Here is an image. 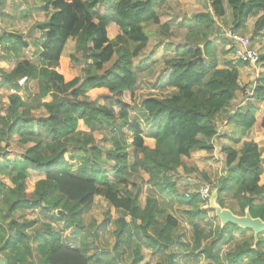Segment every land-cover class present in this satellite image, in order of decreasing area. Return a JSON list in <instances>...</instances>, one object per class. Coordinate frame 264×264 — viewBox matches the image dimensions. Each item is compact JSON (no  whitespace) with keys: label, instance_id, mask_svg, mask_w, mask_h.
<instances>
[{"label":"trees","instance_id":"obj_1","mask_svg":"<svg viewBox=\"0 0 264 264\" xmlns=\"http://www.w3.org/2000/svg\"><path fill=\"white\" fill-rule=\"evenodd\" d=\"M158 1L47 0L43 6L47 20L33 27L44 32L38 43L31 40L34 30L25 40L17 32L0 29V48L6 50L0 56L16 61L0 78V250L19 264H105L103 257L110 255L88 240L83 223L96 196L119 213L113 221L107 216L115 227L113 250L126 246L130 264L143 260L132 236L143 238L152 253L164 255L170 250L167 264H175L179 256L187 261L198 255L208 264H222L220 259L228 264H264V232L254 248L251 233L220 258L213 250L216 241L227 233L243 235L248 230L215 225L213 211L203 208L206 202L196 192L187 193V187L180 192L174 177L179 168L199 173L190 165L192 152L212 151L215 117L241 89L237 70L211 67L200 48L188 46L161 61L162 70L168 69L166 85L160 87L166 93L137 98L133 59L147 40L137 39L133 32L160 23L161 13L154 8ZM228 4L229 27L235 31L253 8L264 9V0H228ZM214 5L218 17L224 15L222 1L215 0ZM263 24L264 14L257 27ZM203 34L202 40L207 36ZM69 42L72 52L65 57ZM31 43L38 53L35 60L23 58ZM69 63L80 66L79 74L66 79ZM143 69L153 71L149 66ZM21 78L26 80L23 86L17 83ZM12 87L23 90L25 98L10 93ZM92 90L103 91L101 101L89 97ZM253 94L263 97L264 76ZM235 118L244 129L255 122L251 111ZM96 135L105 146L98 145ZM16 137L24 149L10 158L9 141ZM222 151L227 171L209 184L218 186L219 204L225 206L222 199L229 197L242 213L248 207L253 217L263 218L264 185L259 184V175L264 149L246 141L239 151ZM170 204L177 206L178 216L168 209ZM37 208L56 211L57 221L79 235V244L65 243L49 226L35 232L30 242L25 220L16 215ZM179 218L187 231L178 228ZM98 234L91 232L94 239ZM33 250L36 261L27 263Z\"/></svg>","mask_w":264,"mask_h":264},{"label":"rangeland","instance_id":"obj_2","mask_svg":"<svg viewBox=\"0 0 264 264\" xmlns=\"http://www.w3.org/2000/svg\"><path fill=\"white\" fill-rule=\"evenodd\" d=\"M24 1H26L27 3H32L33 0H16L15 3H20L22 4ZM222 1V7L224 9V5L228 4V0H221ZM14 2V1H13ZM215 0H166L161 8L158 9V7H154L157 10L162 9V11H167L168 14H172V13H182V14H186L187 16H191V14H198V15H202L205 16L207 18V22L205 24H210V28L212 27V25L214 26H218V23L221 21H218V16L216 14V8L214 5ZM45 4V2L43 1V3L38 4L39 7V14H35V15H29L27 16V14H23L24 11H22L21 8H18L17 10L20 11V15L21 18L23 19L21 22L18 23V25L11 27V28H6V30L11 31V32H17L20 35H22V38L27 40L26 35H29V31L32 28V26H34L35 24H41L43 22H45L47 20L46 12L43 8H41L43 5ZM31 6V4L29 5ZM32 7V6H31ZM10 9L9 11H12L13 9H15V5L9 7ZM51 10V9H50ZM262 12H264V9L261 8ZM26 11V10H25ZM225 11V9H224ZM160 12V11H159ZM161 18H160V23L159 24H151L148 26H145L142 28V30L137 29L136 31L133 32V36H137V39L140 38H145L147 40L146 46L145 48L133 59L134 65L137 68V83H136V94H137V98L141 99L147 95H156V96H160V95H164L166 92L164 90H162L159 86H158V78H160L162 76V62L161 59L160 61H155V62H148L145 63L146 61H148L150 59L151 56L153 57H158V56H165L168 57L169 55L166 53L168 50L165 49L164 47V43L167 41H171V40H176L178 38L181 37H187V38H196L197 37V32L194 31L193 34L192 33H186V31L184 29H178L176 30L175 27L169 28L166 27L164 28L163 24H165L166 20V14H163L161 12ZM263 16V14H261V17ZM260 17V18H261ZM218 21V22H216ZM258 22V21H257ZM167 24V23H166ZM204 24H201V26H203ZM229 26H223L222 28H220V32L222 33L224 31V28H228ZM255 27L257 28V23H255ZM204 30H207V28L205 27ZM173 32V35H172ZM109 33H110V37L112 38L115 35V29L114 27L109 28ZM170 33V35H169ZM42 34H44V32H42V30H37L35 29L31 35L32 39L34 40L36 43L39 42V38L42 36ZM248 36V35H247ZM249 37V36H248ZM72 48H73V43L69 42L68 44L65 45L64 47V55L65 57L72 52ZM34 49L35 47L32 45V43L30 44L29 47H27L24 51H23V58L25 59H31V60H35L37 58V54L38 53H34ZM40 51V49L38 50V52ZM6 50L1 49L0 48V55H2V53H5ZM13 59H9V60H5L2 59L0 62V78H1V72L3 71H9L11 69L12 66H14V63H16L15 60ZM140 64H143L144 66H149L152 68V73H147V70L143 69V70H138V66H140ZM146 64V65H145ZM79 65H74L72 63H69L65 70H64V74L66 79H70L73 76H76L79 74ZM24 80V79H23ZM26 80H24L22 82V84H19L20 86H23L25 84ZM28 85L32 84V82H27ZM19 93V95L24 96L23 94V90H16L14 89L13 92L11 93ZM103 94L102 90H92L89 92V97L92 99H96L97 101H101V95ZM36 116L38 115V113H34ZM97 136V135H96ZM101 135L97 136V143L99 146H105L103 144V142L100 139ZM19 138H12L9 141V146H8V150H9V157L12 158L15 156V154H19L23 151L24 146L20 145L18 142ZM147 143H149L150 141H146ZM264 155V154H263ZM203 158H208V160H201ZM191 162L193 167H195L196 171H200V173H194L192 171L190 172H185L183 171L182 168H179L177 171V174L174 175L175 177V181H176V185L178 187V189L180 190V192H183V188H186V192L187 193H199L200 188L204 185V180L202 178L203 174H210V177H212L211 181L209 184L213 185V183L216 182V176H218L219 174H217L216 176H213L212 173L217 172L218 170H220L222 167V164L219 162V156L217 154H214L213 152L211 153H205L204 155H199V154H195L191 156ZM263 163V164H262ZM262 165H261V171H260V175H259V184H262L261 180H260V176L262 173V166L264 165V157L262 158ZM145 177V176H144ZM146 178V177H145ZM30 184V183H29ZM208 184V183H207ZM208 184V186H210ZM32 184L29 186L31 187ZM213 187H210V191ZM183 189V190H182ZM142 198V197H141ZM223 203L227 206V207H232L231 209H240V206H238L237 202L232 201L231 199H226L225 197L222 199ZM234 200V199H233ZM208 203V202H207ZM239 207V208H238ZM203 208H209L208 204L203 205ZM168 209L174 213L175 215L178 216V208L175 204H170L168 205ZM241 211V210H240ZM56 211H51L50 216L54 217L56 216L55 213ZM21 214L23 216H21ZM43 215L46 216V214H48V212L42 210V209H35V210H25L23 213H19L18 215H16V218H18L19 221H23L25 220V224H26V229L25 231L30 235V242L33 239L36 230L40 229V223L36 222V218L41 217ZM113 221L114 219H116L119 216V213L115 211L114 208H108L106 202L101 199L100 197L96 196L94 198V201L92 203V205L89 207V209L83 214V223L85 224L86 228L85 230L88 231V240H93L94 242H96L97 246L103 250H105V252H107L110 256H104L102 259V262H105V264H109V261L111 259H116V264H130L132 261V258L128 259L126 258V253L125 250H127L128 248L126 246H123L121 248H119L118 250L120 252H118V250L114 251L113 247L116 243L114 235H112V230L115 229L114 225L112 222H108V217ZM212 222L217 225L219 222L218 220L215 218L214 213L212 212ZM94 220V221H93ZM180 220V225L178 226V228H181L180 231H184V229H186L184 227L183 221L181 218H179ZM58 228H61L62 231L65 233L66 227L64 226V223H60L57 224ZM41 230V229H40ZM92 231H96L99 232L98 234V238H93V236L91 235ZM59 232V231H58ZM252 232L249 231L248 233H244L243 235L239 232H233L232 234V238L229 240L228 236L229 234L227 233L226 238L224 237L223 239L216 241L214 240V242H217L216 247L213 249L214 251L217 250L219 257H223L224 254L226 253V251L230 248H232V246L234 245V243H238L240 241H242L244 239V237H249V235ZM64 239H69V235L65 236ZM132 239L135 240L136 242H138V244L140 245V253L143 255V260L141 261L140 264H167V259H166V254L170 253V250L165 251L164 255H162L161 253H152L151 250L149 249V247H147L146 245V241L143 238L137 237V236H132ZM77 241V237L70 235V243H74ZM73 244V245H74ZM72 245V244H71ZM96 247V246H95ZM94 247V248H95ZM172 249H176V247H172ZM121 250L123 252H121ZM118 254H117V253ZM230 257V255H228V258ZM111 258V259H110ZM206 261V259H204ZM203 260V261H204ZM220 263L222 264H228L227 261L225 260H219ZM210 264H218V262H210Z\"/></svg>","mask_w":264,"mask_h":264},{"label":"crops","instance_id":"obj_3","mask_svg":"<svg viewBox=\"0 0 264 264\" xmlns=\"http://www.w3.org/2000/svg\"><path fill=\"white\" fill-rule=\"evenodd\" d=\"M14 1V2H13ZM43 1L46 3L47 0H33L31 6L30 4L24 1L22 4L20 3H15L16 0H0V29L4 31L6 28H11L16 25H18L19 22H21L23 19L21 18L20 11L17 10L18 8H21L23 14L29 15H35L39 14V7L38 4L43 3ZM166 0H159L157 5L155 7L161 8L162 4ZM227 1V0H226ZM15 9L12 11L8 10L10 9L9 7L14 6ZM44 6V5H43ZM43 6L41 8H43ZM8 9V10H7ZM224 15L221 17H218V21H221L218 23V26L212 25L210 28V24H205L207 22V18L202 15L198 14H191V16H187L186 14L182 13H172L171 15L168 14L167 11H162L160 9V13L162 12L163 14H166V20L163 21L167 24H170L171 27H175L176 30L178 29H184L186 33H192L194 31L197 32V37L194 39H190L187 37H181L176 40H171L167 41L164 43V47L166 50H168L166 53L169 55L168 57L165 56H158V57H153L151 56L148 61L145 63H148L149 61L155 62V61H161L163 59L167 58H172L175 55V51H183L185 48L188 46H193L196 48H200L203 52V57L205 62L211 66V67H216V68H235L238 72V83L241 87L240 90H238L235 94L234 99L228 105L222 112L216 115L215 121H216V127H217V132L214 137L211 138L210 142L212 144V151L206 152L204 150H195L192 152V155L199 154V155H204L205 153H211L213 152L214 154H217L219 156V162L222 164V168L218 170L215 173H212L213 176H216L215 178L218 179L221 175H224L227 171V168L225 166V154L222 151L225 148H231L234 149L235 151H239L243 143L246 141H253L255 142L260 148L264 149V95L261 99H257L254 96V87L258 81V79L261 76H264V24L261 27H255V23L260 19L261 14H264L262 12L260 7L253 8L247 15L246 19L244 20L243 25L240 27L236 28V31L242 35H248L249 38L252 41L253 46L258 49L260 52V63L257 66H252L247 63H243L239 60H237L233 56V44L225 38L224 36L221 35L220 28L223 26H230L231 25V10L229 7V4L224 5ZM26 10V11H25ZM157 10V9H156ZM162 15V14H161ZM160 15V18H161ZM216 21V22H218ZM201 24H204L201 26ZM34 26L30 30H35L33 29ZM207 28V30H204V28ZM9 32V31H8ZM203 32L207 34L205 35V39L202 40V37L204 36ZM173 35V32H172ZM33 36V35H32ZM28 36L26 35V38ZM197 41V43H194L193 45L191 44L192 42ZM30 46V44H29ZM37 52L36 49H34V53ZM2 59L9 60L13 59L12 57H1L0 56V62ZM12 60V61H13ZM15 64V63H14ZM146 65V64H145ZM13 67V66H12ZM11 67V68H12ZM139 70L141 67H148L144 66L143 64H140ZM165 69L161 70L162 71V76L158 78V86L161 87L162 85H166V73L168 69L164 67ZM1 103V99H0ZM247 111H251L254 117V124L251 128L249 129H244L238 123V121L235 118V115L237 113H244ZM264 152L262 153V158L264 157ZM201 160H208V158H203ZM263 164V163H262ZM261 164V165H262ZM200 173V171H198ZM198 174V173H197ZM202 178L204 180V185L209 184L210 181L212 180L210 177V174H203ZM260 180L262 182L261 185H264V165L262 166V173L260 176ZM217 181V180H216ZM207 184V185H208ZM225 197V196H224ZM230 199L229 197H225L226 199ZM234 201L233 199H231ZM236 202V201H234ZM238 204V203H237ZM225 205V204H224ZM226 206V205H225ZM227 207V206H226ZM232 208V207H228ZM239 208V207H238ZM35 210V209H34ZM44 210V209H42ZM234 213L236 214H242L240 209H231ZM48 214L43 215L41 217L36 218V222L40 223V229L36 230V232H42L46 230V226H49L52 231H59V234L62 236L63 240L67 244H72L71 246H77L79 244V235H73L77 237V241L74 243H70V235L71 232L67 230L65 233L62 231L61 228H58L57 224H60L62 222L57 221L56 216L51 217L49 213L51 211H47ZM212 213H210V216ZM185 226L186 223L183 222ZM219 224V223H218ZM188 228V227H187ZM187 228L184 229V231H187ZM239 232V231H235ZM249 231H246L245 233H248ZM240 233V232H239ZM233 232L229 234V239L232 238ZM34 235V234H33ZM69 235V239H64L65 236ZM227 236V235H226ZM225 236V238H226ZM1 244V242H0ZM74 244V245H73ZM7 251V250H6ZM36 251L33 250L32 257H27V263H33V261H36L35 259V253ZM118 254V253H117ZM201 255H198L195 258H191L187 261H184V257H177L176 258V263L175 264H208L204 260ZM204 260V261H203ZM0 264H19L15 258L11 257L8 253H6L4 250H0Z\"/></svg>","mask_w":264,"mask_h":264},{"label":"water","instance_id":"obj_4","mask_svg":"<svg viewBox=\"0 0 264 264\" xmlns=\"http://www.w3.org/2000/svg\"><path fill=\"white\" fill-rule=\"evenodd\" d=\"M208 206L213 211L215 218L222 227L226 224H232L239 228L252 232L254 248L258 241V236L264 232V217H253L249 208L245 207L242 214L234 213L230 208L221 206L218 202V186H214L208 198Z\"/></svg>","mask_w":264,"mask_h":264},{"label":"built area","instance_id":"obj_5","mask_svg":"<svg viewBox=\"0 0 264 264\" xmlns=\"http://www.w3.org/2000/svg\"><path fill=\"white\" fill-rule=\"evenodd\" d=\"M221 35L230 40L233 44V56L237 60L252 66H257L260 63V52L253 46L248 36L242 35L230 27L224 28ZM23 79L25 80V78H21L17 81L18 85L22 84L24 81ZM13 90L14 88L12 87L10 93L13 92ZM198 194L201 199L206 202L205 204H207L210 195V186L207 184L203 185Z\"/></svg>","mask_w":264,"mask_h":264}]
</instances>
